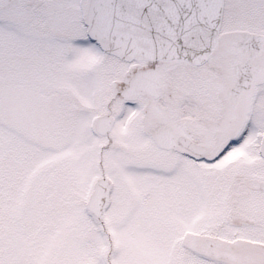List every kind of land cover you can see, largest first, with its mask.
I'll return each instance as SVG.
<instances>
[{"label":"snow or ice","instance_id":"snow-or-ice-1","mask_svg":"<svg viewBox=\"0 0 264 264\" xmlns=\"http://www.w3.org/2000/svg\"><path fill=\"white\" fill-rule=\"evenodd\" d=\"M0 264H264V0H0Z\"/></svg>","mask_w":264,"mask_h":264}]
</instances>
